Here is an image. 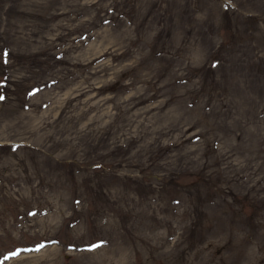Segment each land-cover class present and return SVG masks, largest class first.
Masks as SVG:
<instances>
[{"label": "rangeland", "instance_id": "rangeland-1", "mask_svg": "<svg viewBox=\"0 0 264 264\" xmlns=\"http://www.w3.org/2000/svg\"><path fill=\"white\" fill-rule=\"evenodd\" d=\"M0 264H264V0H0Z\"/></svg>", "mask_w": 264, "mask_h": 264}, {"label": "snow or ice", "instance_id": "snow-or-ice-1", "mask_svg": "<svg viewBox=\"0 0 264 264\" xmlns=\"http://www.w3.org/2000/svg\"><path fill=\"white\" fill-rule=\"evenodd\" d=\"M41 247H43L42 245H41ZM95 247V246H94ZM37 251H39V249H36ZM11 255H18V253H12ZM8 257H5V259H7Z\"/></svg>", "mask_w": 264, "mask_h": 264}]
</instances>
